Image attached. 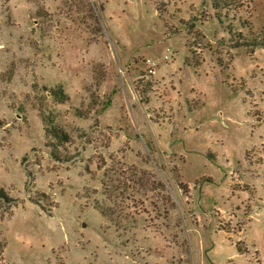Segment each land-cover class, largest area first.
<instances>
[{
	"label": "rangeland",
	"instance_id": "1",
	"mask_svg": "<svg viewBox=\"0 0 264 264\" xmlns=\"http://www.w3.org/2000/svg\"><path fill=\"white\" fill-rule=\"evenodd\" d=\"M0 122V264H264V0H0Z\"/></svg>",
	"mask_w": 264,
	"mask_h": 264
},
{
	"label": "trees",
	"instance_id": "2",
	"mask_svg": "<svg viewBox=\"0 0 264 264\" xmlns=\"http://www.w3.org/2000/svg\"><path fill=\"white\" fill-rule=\"evenodd\" d=\"M244 47H250V48H254L255 45H247L244 44ZM55 96V98L60 102V103H65L68 100L67 95L64 93V91L62 89H57L54 90V93L52 94ZM1 124V122H0ZM47 133H50L49 135L56 139L57 141H59V144L62 142H65L67 139H69L68 133H66V131L62 130L61 128H54L51 131L49 130ZM54 155V154H53ZM3 197L5 199H8V195L6 194V192L3 189H0V197ZM238 252L241 254H244L243 251L241 249L238 248Z\"/></svg>",
	"mask_w": 264,
	"mask_h": 264
},
{
	"label": "built area",
	"instance_id": "3",
	"mask_svg": "<svg viewBox=\"0 0 264 264\" xmlns=\"http://www.w3.org/2000/svg\"><path fill=\"white\" fill-rule=\"evenodd\" d=\"M147 63L149 64V73L155 74L154 67H155L156 63L152 62L151 60H148Z\"/></svg>",
	"mask_w": 264,
	"mask_h": 264
}]
</instances>
